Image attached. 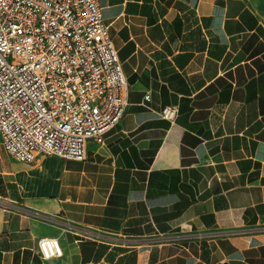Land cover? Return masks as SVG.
<instances>
[{"label":"crops","instance_id":"1","mask_svg":"<svg viewBox=\"0 0 264 264\" xmlns=\"http://www.w3.org/2000/svg\"><path fill=\"white\" fill-rule=\"evenodd\" d=\"M98 2L125 112L83 159L0 140V264H264V0Z\"/></svg>","mask_w":264,"mask_h":264},{"label":"built area","instance_id":"2","mask_svg":"<svg viewBox=\"0 0 264 264\" xmlns=\"http://www.w3.org/2000/svg\"><path fill=\"white\" fill-rule=\"evenodd\" d=\"M127 92L98 0H0V140L16 161L83 159L122 118ZM37 247L62 255L54 237Z\"/></svg>","mask_w":264,"mask_h":264}]
</instances>
